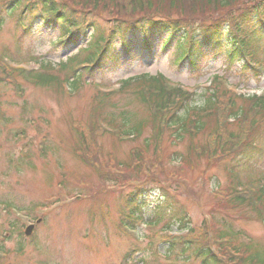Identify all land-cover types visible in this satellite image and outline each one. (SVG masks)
<instances>
[{
    "label": "rangeland",
    "instance_id": "374dc122",
    "mask_svg": "<svg viewBox=\"0 0 264 264\" xmlns=\"http://www.w3.org/2000/svg\"><path fill=\"white\" fill-rule=\"evenodd\" d=\"M89 17L102 29L108 27V14ZM25 24L19 11L0 9V264H202L193 250L183 251L184 243L167 251L168 241L177 236L194 247L205 244V238L223 263L232 252L226 247L233 245L241 255L236 264H247L248 241L264 254V218L228 201L233 180L247 186L264 175V131L257 135L263 139L249 166L231 170L237 158L214 161L189 153V146L205 144L212 123L191 140L176 141L166 132L159 153L146 148L142 138L120 139L104 127L91 135L85 126L128 105L130 112L137 110L118 92L120 81L129 77L162 74L194 92L196 107L212 92H226L241 106L243 99L236 96L264 95L263 71L242 74L238 62L225 68L223 54L214 51L196 69L177 67L172 47L110 67L73 94L63 83L69 73L58 72L59 64L75 55L81 43L54 48L53 31L33 26L26 33ZM260 49L264 68V45ZM85 56L79 54L76 62ZM41 66L52 68L58 79L42 89L13 72ZM80 132L96 149L93 167L76 153ZM149 135L146 131L143 137ZM137 188L144 189L143 219L127 232L120 220L134 208L126 202ZM180 220L188 221L182 231ZM29 224L35 227L25 237ZM225 235L233 240H217Z\"/></svg>",
    "mask_w": 264,
    "mask_h": 264
},
{
    "label": "trees",
    "instance_id": "16d2710c",
    "mask_svg": "<svg viewBox=\"0 0 264 264\" xmlns=\"http://www.w3.org/2000/svg\"><path fill=\"white\" fill-rule=\"evenodd\" d=\"M0 9L10 13L19 11V19L28 22L22 26L23 32L27 33L32 25L39 31H53L55 47L84 43L83 49H78V54L86 53L82 62H76L77 55L59 65L58 72L68 71L63 83L73 92L81 87L84 79L93 81L110 67L135 61L141 56H154L152 52L158 55L172 47L177 65L185 63L196 69L214 51L223 54L225 68H232L238 62L242 74L249 69L264 72L258 61L260 46L264 45V0H0ZM93 13L108 14V27L102 29L95 19H91L89 16ZM222 35H225L224 40H221ZM73 63L78 66L70 67ZM13 72L40 89L58 81L50 67L41 66L39 70L30 71L19 68ZM118 92L125 94L137 110L130 112L128 105L107 117H99L96 125L85 123L88 133L96 134L104 127L118 138H142L146 148L159 153L166 132L173 134L176 141H182L186 136L191 140L204 134L210 128L208 123H212L205 144L189 146V153L214 161L233 155L238 161L232 170L249 166L263 139L257 135L264 131V95L236 96L243 99V105L238 106L236 99L226 92H213L203 106L197 108L193 106V93L171 84L160 74L128 78L121 81ZM232 126H235L234 131L230 130ZM146 131L150 135L145 138ZM79 137L76 153L93 167L96 149L91 147L88 135L80 132ZM134 156L139 157L138 154ZM233 184L228 201L246 205L260 219L264 218V176L247 186L236 180ZM142 192L137 189L130 194L128 204L140 201L142 203L136 205H143ZM137 211L135 207L122 216L120 226L133 229L141 221ZM187 223L180 220L179 229H186ZM220 239L233 240L227 235L217 240ZM170 240L184 241L178 237ZM201 241L205 244L199 248L184 242L187 245L184 250H194L203 264H236L241 260L238 249L231 245L226 247L232 252L223 263L208 246V240L202 238ZM250 243L246 246L250 251L247 264H264V254ZM173 248L169 245L168 251Z\"/></svg>",
    "mask_w": 264,
    "mask_h": 264
},
{
    "label": "water",
    "instance_id": "95a60500",
    "mask_svg": "<svg viewBox=\"0 0 264 264\" xmlns=\"http://www.w3.org/2000/svg\"><path fill=\"white\" fill-rule=\"evenodd\" d=\"M31 230H32V227H28V228L26 229L25 235H26V236L29 235L30 232H31Z\"/></svg>",
    "mask_w": 264,
    "mask_h": 264
}]
</instances>
